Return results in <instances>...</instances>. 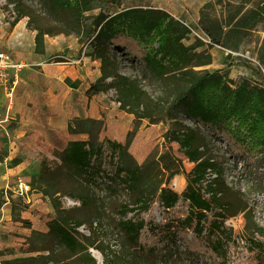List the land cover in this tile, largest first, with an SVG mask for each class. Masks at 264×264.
Returning <instances> with one entry per match:
<instances>
[{
  "label": "trees",
  "instance_id": "16d2710c",
  "mask_svg": "<svg viewBox=\"0 0 264 264\" xmlns=\"http://www.w3.org/2000/svg\"><path fill=\"white\" fill-rule=\"evenodd\" d=\"M40 2L53 24L39 25L35 11L22 0H6L4 5L12 25L29 18L28 28L37 33V53L45 52L46 36H83L89 54L101 63V76L91 83L86 96L112 92L121 108L137 120L147 119L151 124L169 121L165 140L179 144L194 167L186 171L178 159L161 156L163 167L171 171L167 182L182 174L187 185L182 192L164 186L151 193L147 187L152 173L149 165L137 163L126 143L101 136L104 127L100 120L74 118L66 132L48 129L45 133H29L21 142V154L11 163L16 166L23 159L40 161V173L33 182L39 193L49 197L54 212L40 214L48 219V230H32L20 235L21 241L15 247L0 249V264H97L89 252L93 243L87 244L81 237L91 238L79 231L81 226H88V221L78 213L99 209L97 192L105 183L123 186L132 197L131 203L115 208L120 217L115 228L123 246L137 253L130 264L166 261L170 254L166 247L176 251L179 241L186 245L192 260L205 257L210 264H264V227L255 223L241 191L227 183L223 164L210 153L205 136L176 116L180 111L211 127L232 153L252 161L262 160L261 69L256 72L260 83L245 79L235 86L228 74L196 70L211 63L206 51H199L205 43L196 39L186 44L191 38L189 26L162 8L131 7L114 14L100 11L93 15L99 0ZM111 2L119 4L120 0ZM200 24L213 44L226 48L232 29L225 31L205 19ZM119 54L139 63L146 77L179 87L168 107L163 100L153 99L136 80L120 73ZM7 157L9 152L0 139V161ZM68 184L73 186L69 188ZM65 197L80 206L67 207ZM5 202L0 191V208ZM240 214L246 222L242 236L227 224ZM23 223L31 228V222ZM114 257L104 264H127L119 255Z\"/></svg>",
  "mask_w": 264,
  "mask_h": 264
},
{
  "label": "rangeland",
  "instance_id": "374dc122",
  "mask_svg": "<svg viewBox=\"0 0 264 264\" xmlns=\"http://www.w3.org/2000/svg\"><path fill=\"white\" fill-rule=\"evenodd\" d=\"M22 2L35 11L37 19L40 20L39 25L53 24L51 18L42 8L40 0H22ZM0 5L4 7L3 4L0 3ZM131 7L165 9L176 18L188 22L193 28L201 29V20L205 19L217 23L225 31L232 29L233 36L231 39H227L226 50L206 44L199 48V51H206V54L211 57V63L207 66L196 67V70L219 71L228 74L234 86L245 79L252 83L261 82L256 72L261 69L264 73V0H120L119 4L112 3L111 0H99L98 8L91 14L94 15L100 11L114 14ZM25 19L29 20L28 17ZM190 37L186 44L195 42L196 39L192 35ZM49 38L52 39L53 52L45 58L48 70L43 71V74L38 77L53 80L64 79L65 69L73 67L75 61L88 55L86 42L83 36H77L75 33ZM95 60L99 61L96 58ZM119 70L121 74L136 80L153 99L163 100L167 107L179 88L172 83L165 84L163 81L146 77L139 63L121 54H119ZM65 81L69 82L70 78ZM110 93L112 94V92ZM125 112L127 111L125 110ZM176 116L179 121L198 129L205 136L210 153L215 160L223 164L227 183L241 191L252 209L255 223L264 227V158L252 161L236 155L230 151L225 141L211 127L190 119L180 111L176 112ZM104 118L106 117L104 116ZM115 119L117 118H113V116L108 118V115L107 119H100L104 127L101 136L106 135L126 143L130 155L137 163L149 165L152 170L149 176L151 180L147 183L149 192H156L164 186L182 192L187 185V182L181 184L184 175H176L167 182L171 171L166 170L160 162V157L168 154L170 158L181 161L186 171H190L194 167V164L190 163L181 152L179 144L169 143L165 140L164 135L170 127V122L162 120L159 123L151 124L147 119L137 120L128 112L127 114L121 113L120 120L116 121ZM11 121L4 124L5 129L0 126V139L5 145L8 144V140H12L11 135L5 134V132L11 127L13 128L14 122H17ZM30 167L31 170L28 173L20 171L13 177L3 180L5 185L0 191H2L6 202L2 207L4 208L6 205V208H12L13 217L10 220L5 219L0 226V249L15 247L21 241L19 236L23 235V221H32L37 230H48V219H42L40 214L54 212V209L49 197L39 193L33 182L40 173L41 163L32 161V164L26 168ZM18 179L30 184L33 191L25 196L15 194L13 186ZM72 186V184L67 185L69 188ZM97 193L100 197L99 209H83L78 213L81 218L88 221V226H81L79 231L91 239L81 238L87 244L93 243L89 252L96 259L97 264H104L107 258L116 259L115 255H119L127 264H130V261L137 257V253L123 246L122 236L115 228V223L120 219L115 208L121 203H131L132 197L123 186L116 183L100 185ZM156 215L157 219L161 221L162 217L158 211H156ZM245 223L242 214L227 221V224L233 227L238 236L244 234ZM178 243L179 249L176 251L171 248L168 250V246L166 247L165 251L170 252L166 261H157L152 264H210L205 257L192 260L186 251V245L181 241ZM97 247H100L102 251H99ZM94 252H98L101 257H96ZM110 264L112 263L110 262Z\"/></svg>",
  "mask_w": 264,
  "mask_h": 264
},
{
  "label": "crops",
  "instance_id": "0c3cea01",
  "mask_svg": "<svg viewBox=\"0 0 264 264\" xmlns=\"http://www.w3.org/2000/svg\"><path fill=\"white\" fill-rule=\"evenodd\" d=\"M36 34L28 28V20L25 18L12 25L7 18V12L0 5V52H6L29 64L15 83L11 82L14 90L10 95L9 89L0 85V126L3 127L8 121L12 122L11 120L17 121L13 128L5 132L11 135L12 140H8L5 145L9 157L0 161V189L5 185V178L13 177L20 171L28 173L31 170V167L26 168L32 164L29 159H23L16 166L11 163L13 158L21 154V142L29 133H45L48 129L66 132L69 122L74 118L105 120L108 115V118L113 116L118 121L121 113L127 114L110 92L92 98L86 96L91 83L101 76V63L89 54V49L87 56L75 61L73 67L65 69L64 79L38 77L48 70L45 58L53 52V47L52 39L46 36L45 52L37 53ZM68 78L70 81H65ZM1 212L0 226L5 219H12L13 209L6 208L5 205L0 208V214ZM29 222L31 228L24 226L23 234L28 235L32 230H37L32 221Z\"/></svg>",
  "mask_w": 264,
  "mask_h": 264
},
{
  "label": "built area",
  "instance_id": "2783aa9c",
  "mask_svg": "<svg viewBox=\"0 0 264 264\" xmlns=\"http://www.w3.org/2000/svg\"><path fill=\"white\" fill-rule=\"evenodd\" d=\"M0 3L6 5V0H0ZM10 8H13V6L10 5ZM189 28L191 30V35L195 39H199L203 41L207 46H214L226 50V48L222 46L213 44L211 38L202 29L193 28L191 26H189ZM28 67L29 66L26 62L17 60L12 55L6 52H0V85H4L9 89V95L14 90V85L11 84L15 83L16 79L20 76V74ZM118 105L121 104L118 103ZM13 190L14 193L19 196L28 195L33 191L31 185L28 184L27 182H24L22 179H18L15 182V185L13 186ZM63 201L67 207L80 206L79 202L71 200L67 197H65Z\"/></svg>",
  "mask_w": 264,
  "mask_h": 264
},
{
  "label": "bare ground",
  "instance_id": "6f19581e",
  "mask_svg": "<svg viewBox=\"0 0 264 264\" xmlns=\"http://www.w3.org/2000/svg\"><path fill=\"white\" fill-rule=\"evenodd\" d=\"M183 183H186V179H185V177L182 178L181 184H183ZM94 255H95L96 257H98V258L101 257L100 254H99L98 252H94Z\"/></svg>",
  "mask_w": 264,
  "mask_h": 264
}]
</instances>
